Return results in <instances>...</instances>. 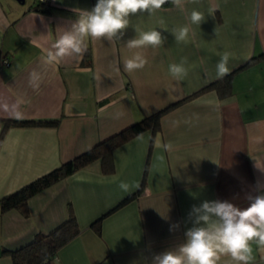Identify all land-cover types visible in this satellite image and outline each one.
<instances>
[{
	"label": "crops",
	"instance_id": "0c3cea01",
	"mask_svg": "<svg viewBox=\"0 0 264 264\" xmlns=\"http://www.w3.org/2000/svg\"><path fill=\"white\" fill-rule=\"evenodd\" d=\"M36 1L0 0V134L4 119L59 123L6 127L0 197L215 81L225 52L232 93L220 98L209 89L180 102L161 115L158 130L113 150V172L103 173L95 160L32 195L27 216L15 208L1 213L0 264H13L11 251L53 230L69 209L79 232L51 264H152L154 255L184 242L193 205L249 206L247 197L264 187V0H188L183 9L169 3L131 16L122 40L89 41L82 57L54 63L47 53L77 19L75 10L97 0H46L45 12L33 10ZM193 10L205 16L200 26L189 22ZM184 25L189 40L177 43L171 30ZM152 29L167 37L162 46L127 47ZM136 54L148 62L129 73L124 61ZM182 60L188 75L173 80L169 65ZM251 246L250 264H264V247Z\"/></svg>",
	"mask_w": 264,
	"mask_h": 264
},
{
	"label": "clouds",
	"instance_id": "9594fccd",
	"mask_svg": "<svg viewBox=\"0 0 264 264\" xmlns=\"http://www.w3.org/2000/svg\"><path fill=\"white\" fill-rule=\"evenodd\" d=\"M188 0H97L90 10L76 9L77 19L71 28L64 31L47 53V62H59L65 57H82L89 41L122 40L130 26V17L147 12L149 15L161 10L166 4L183 9ZM194 2V0H193ZM191 25H201L205 21L202 12L193 10L188 17ZM167 31V30H166ZM177 43H187L189 25L173 28L170 33ZM167 37L156 29L141 31L137 38L126 41L129 49L162 46ZM230 53L221 55L216 64V78L230 74L228 67ZM147 59L136 54L124 61L125 71L132 73L143 69ZM186 60L169 65L173 80L182 81L187 75ZM170 151V143L163 145ZM122 188L127 185L121 184ZM259 194L249 195L248 207L241 209L225 200H205L193 205L189 212L192 227L184 235L185 240L174 249L154 255L152 264H222V258L229 259L224 264H250L252 242L264 247V187H258Z\"/></svg>",
	"mask_w": 264,
	"mask_h": 264
},
{
	"label": "trees",
	"instance_id": "16d2710c",
	"mask_svg": "<svg viewBox=\"0 0 264 264\" xmlns=\"http://www.w3.org/2000/svg\"><path fill=\"white\" fill-rule=\"evenodd\" d=\"M36 2L37 3L33 5V10L45 12L50 9L49 7L51 6V3L46 0H37ZM258 56L248 60L247 64ZM209 89H214L220 98L229 96L232 93L231 74L224 76L222 79H216L210 84L195 91L193 94L176 101L157 112L146 115L140 120L134 121L118 132L98 141L93 146L77 154L71 159L61 162L59 165L38 175L13 191L2 195L0 197V214L9 209L15 208L18 209L24 216H27V201L32 195L51 186L62 178L82 167L87 166L95 160H100L101 170L103 173L113 172V150L116 147L146 130H158L160 123L159 120L163 113L173 108L180 102ZM58 123L59 118L4 119L3 129L0 136L9 125L56 126ZM131 197L132 196H128L119 202V204H123ZM78 232L79 228L76 218L72 210L69 209L67 218L53 230L48 233L38 232L30 242L16 250L11 251L13 264H43L44 262L46 264H51V262L56 258L57 250L75 237Z\"/></svg>",
	"mask_w": 264,
	"mask_h": 264
},
{
	"label": "built area",
	"instance_id": "2783aa9c",
	"mask_svg": "<svg viewBox=\"0 0 264 264\" xmlns=\"http://www.w3.org/2000/svg\"><path fill=\"white\" fill-rule=\"evenodd\" d=\"M6 62V60L3 61V63ZM43 264H46L45 262Z\"/></svg>",
	"mask_w": 264,
	"mask_h": 264
}]
</instances>
